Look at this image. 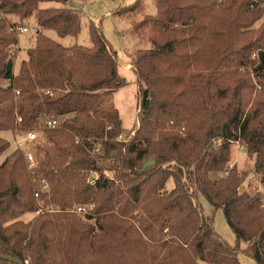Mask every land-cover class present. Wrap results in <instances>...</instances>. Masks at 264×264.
Instances as JSON below:
<instances>
[{"label":"trees","instance_id":"trees-1","mask_svg":"<svg viewBox=\"0 0 264 264\" xmlns=\"http://www.w3.org/2000/svg\"><path fill=\"white\" fill-rule=\"evenodd\" d=\"M67 1L0 0V131L40 134L29 150L49 188L34 198L17 147L0 165V256L23 264H241L244 253L264 264L263 190L244 186L253 174L264 187V21L253 30L264 0H154L155 15L143 0L120 7L151 46L129 53L140 87L128 133L114 101L128 82L101 26L89 21L88 46L65 47L44 33H81L83 10ZM45 2L63 6L40 8ZM31 18L36 44L19 73H7L19 46L10 29ZM50 119L60 126H46ZM236 142L253 165L211 179L227 172ZM10 146L0 137V156ZM77 206L88 212L72 213ZM219 210L235 247L214 228ZM27 213L36 215L19 219Z\"/></svg>","mask_w":264,"mask_h":264},{"label":"rangeland","instance_id":"rangeland-1","mask_svg":"<svg viewBox=\"0 0 264 264\" xmlns=\"http://www.w3.org/2000/svg\"><path fill=\"white\" fill-rule=\"evenodd\" d=\"M138 0H69L68 6L80 8L83 10L84 16L82 20V31L78 36H59L54 30H46L44 33L56 41L57 43L71 47L74 45H89L88 37V24L92 20L96 24H99L105 35L108 43L113 47L117 54V63L120 67V73L123 78L126 79L128 85L120 88L116 91L114 101L115 105L120 113V117L123 122L125 132H130L135 128L138 123L139 114V87L140 84L137 82L136 75L131 68L126 67L130 65L129 53L139 49L140 47L150 48L149 44H141L140 39L142 38L136 33L131 31V26L123 18H121L116 12L120 7H129L135 4ZM146 5V12L149 15H155L154 0H143ZM68 2V1H67ZM60 3L45 2L40 5V8L49 7H61ZM14 18V19H13ZM12 22H18L19 17L11 16ZM264 18L259 20L254 26L253 30H258L262 27ZM17 26V25H15ZM29 31L26 34H19V46L17 49H12L17 53V57L14 59L13 73L18 74L20 66L24 61L28 60V50L33 48L36 44V36L38 29L35 24L34 18L29 20ZM27 133H13L12 131H0V137L8 140L11 143L10 148L0 156V165L4 163L7 157L17 147L16 141L26 137ZM133 133L132 135H134ZM40 135V134H39ZM38 135V136H39ZM126 136V135H125ZM253 165V161L248 158L246 150L242 144L233 143L232 146V159L230 167H236L240 172L248 170ZM104 167L107 164L103 165ZM230 171V170H229ZM225 176L224 173H211L210 178L213 180H220ZM173 182H169L168 189L173 188ZM245 187L253 186L264 190L261 184L260 178L251 174L246 182ZM199 205L203 208V213L206 217L211 216L213 213L212 206L208 201L200 196L198 199ZM35 213H27L21 216L19 219L24 222H30L34 217ZM214 228L216 232L222 236V238L229 243L231 246H236V238L234 233L231 231L225 221L224 214L221 210L214 214ZM244 247L241 245V248ZM239 259L241 264H257L252 258L244 253H240Z\"/></svg>","mask_w":264,"mask_h":264},{"label":"built area","instance_id":"built-area-1","mask_svg":"<svg viewBox=\"0 0 264 264\" xmlns=\"http://www.w3.org/2000/svg\"><path fill=\"white\" fill-rule=\"evenodd\" d=\"M10 31L16 35L19 34H26L28 33L29 29L28 27H22V26H12ZM11 56L15 59L17 57V53L14 50H10ZM16 96L19 97L20 93L17 92ZM18 123H22V119L18 118ZM45 125L49 128H58L60 126V121L56 119H50L45 121ZM38 140V134L36 132H29L26 134V137L20 140L16 141V145L18 149H21L25 152V162L27 166V170L29 172V175L31 177L32 183L35 187V193L34 198L39 201L41 199L42 193L48 191V183L45 179H39L37 175V159L34 153H32L29 149L30 146ZM237 144H239L237 142ZM232 167H228L227 172L224 174L227 175L229 170H231ZM97 178V177H96ZM90 183H94V181L91 179ZM261 208L264 209V190L262 191L261 195ZM43 211L42 208H39L37 214H40ZM72 213L84 215L88 212V208L84 206H77L73 210H71Z\"/></svg>","mask_w":264,"mask_h":264},{"label":"water","instance_id":"water-1","mask_svg":"<svg viewBox=\"0 0 264 264\" xmlns=\"http://www.w3.org/2000/svg\"><path fill=\"white\" fill-rule=\"evenodd\" d=\"M13 65H14V62L12 60L8 62V64H7V73H10L12 71ZM151 164H154V161H152ZM96 177H97V175L96 174H93L91 178H92V180H95ZM0 258L3 259V260H5V261L12 262L14 264H23L20 260L11 259L9 257H4V256L2 257V256H0Z\"/></svg>","mask_w":264,"mask_h":264},{"label":"crops","instance_id":"crops-1","mask_svg":"<svg viewBox=\"0 0 264 264\" xmlns=\"http://www.w3.org/2000/svg\"><path fill=\"white\" fill-rule=\"evenodd\" d=\"M13 19H14V18H13ZM17 50H18V49H17ZM126 68H127V69L131 68V65L127 66Z\"/></svg>","mask_w":264,"mask_h":264}]
</instances>
